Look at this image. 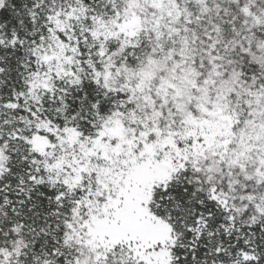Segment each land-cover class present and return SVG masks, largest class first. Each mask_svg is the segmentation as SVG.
Wrapping results in <instances>:
<instances>
[{
  "label": "snow or ice",
  "instance_id": "6c2138e0",
  "mask_svg": "<svg viewBox=\"0 0 264 264\" xmlns=\"http://www.w3.org/2000/svg\"><path fill=\"white\" fill-rule=\"evenodd\" d=\"M0 264H264V0H0Z\"/></svg>",
  "mask_w": 264,
  "mask_h": 264
}]
</instances>
